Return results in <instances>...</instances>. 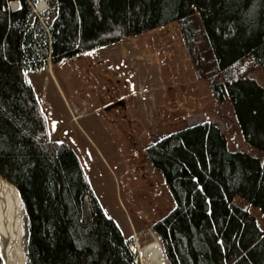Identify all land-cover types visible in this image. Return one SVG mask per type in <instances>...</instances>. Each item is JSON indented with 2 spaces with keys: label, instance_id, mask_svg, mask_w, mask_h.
<instances>
[{
  "label": "trees",
  "instance_id": "trees-1",
  "mask_svg": "<svg viewBox=\"0 0 264 264\" xmlns=\"http://www.w3.org/2000/svg\"><path fill=\"white\" fill-rule=\"evenodd\" d=\"M40 1L48 15L35 12ZM174 21L199 76L217 101L230 99L245 140L264 153V88L248 75L264 71V0H0V175L23 201L26 264H140L74 149L50 137L28 76ZM146 152L175 201L152 226L167 264H264V233L233 202L264 216L259 158L230 151L212 121Z\"/></svg>",
  "mask_w": 264,
  "mask_h": 264
},
{
  "label": "rangeland",
  "instance_id": "rangeland-1",
  "mask_svg": "<svg viewBox=\"0 0 264 264\" xmlns=\"http://www.w3.org/2000/svg\"><path fill=\"white\" fill-rule=\"evenodd\" d=\"M43 2L45 9L39 11L38 2L35 12L48 15ZM198 69L174 21L28 76L50 137L74 149L105 214L133 244L140 264L148 257L139 250L159 240L153 224L175 207L163 175L149 161V146L212 121L230 151L248 153L264 165V153L245 140L230 99L217 101L210 79ZM248 75L264 88L261 68ZM233 202L248 210L264 233L260 208L239 196ZM27 236L25 215V254Z\"/></svg>",
  "mask_w": 264,
  "mask_h": 264
},
{
  "label": "bare ground",
  "instance_id": "bare-ground-1",
  "mask_svg": "<svg viewBox=\"0 0 264 264\" xmlns=\"http://www.w3.org/2000/svg\"><path fill=\"white\" fill-rule=\"evenodd\" d=\"M14 1L12 6L18 7ZM46 4H37L43 11ZM25 237V213L23 201L17 188L0 175V251L2 264H25L26 254L23 246ZM140 254L148 257L147 264H166L160 241L155 238L140 249Z\"/></svg>",
  "mask_w": 264,
  "mask_h": 264
},
{
  "label": "water",
  "instance_id": "water-1",
  "mask_svg": "<svg viewBox=\"0 0 264 264\" xmlns=\"http://www.w3.org/2000/svg\"><path fill=\"white\" fill-rule=\"evenodd\" d=\"M18 7H15V8H13V10H17V9H19L20 8V3L18 2ZM2 177V176H1ZM7 181V180H6ZM8 182V181H7ZM9 183V182H8ZM0 259L3 261V258H2V253H1V251H0ZM27 260V259H26ZM25 264H26V261H25Z\"/></svg>",
  "mask_w": 264,
  "mask_h": 264
},
{
  "label": "crops",
  "instance_id": "crops-1",
  "mask_svg": "<svg viewBox=\"0 0 264 264\" xmlns=\"http://www.w3.org/2000/svg\"><path fill=\"white\" fill-rule=\"evenodd\" d=\"M93 52L95 53V51H93ZM88 54H90V53H88ZM88 54H87V55H88ZM49 64H51V62H49ZM51 65H52V64H51ZM35 91H36V90H35ZM36 94H37V93H36ZM37 97H38V96H37ZM38 99H39V98H38Z\"/></svg>",
  "mask_w": 264,
  "mask_h": 264
}]
</instances>
